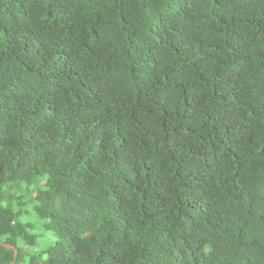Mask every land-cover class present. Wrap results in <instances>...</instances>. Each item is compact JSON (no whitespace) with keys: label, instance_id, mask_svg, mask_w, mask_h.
<instances>
[{"label":"trees","instance_id":"obj_1","mask_svg":"<svg viewBox=\"0 0 264 264\" xmlns=\"http://www.w3.org/2000/svg\"><path fill=\"white\" fill-rule=\"evenodd\" d=\"M0 241L264 264V0H0Z\"/></svg>","mask_w":264,"mask_h":264},{"label":"rangeland","instance_id":"obj_2","mask_svg":"<svg viewBox=\"0 0 264 264\" xmlns=\"http://www.w3.org/2000/svg\"><path fill=\"white\" fill-rule=\"evenodd\" d=\"M30 220L34 223L36 232L42 235V238L40 239V246H45L51 243L56 236L53 234V231H48L45 228L43 224L44 222L41 220L40 216L32 212Z\"/></svg>","mask_w":264,"mask_h":264},{"label":"water","instance_id":"obj_3","mask_svg":"<svg viewBox=\"0 0 264 264\" xmlns=\"http://www.w3.org/2000/svg\"><path fill=\"white\" fill-rule=\"evenodd\" d=\"M0 243L3 244V245H5L6 247L14 248V249H15V258L17 257L18 250H17V248H16L14 245H12V244H8V243H3V242H1V241H0Z\"/></svg>","mask_w":264,"mask_h":264}]
</instances>
